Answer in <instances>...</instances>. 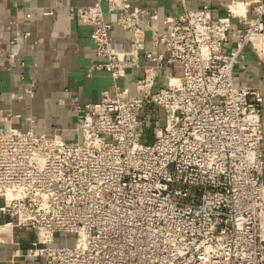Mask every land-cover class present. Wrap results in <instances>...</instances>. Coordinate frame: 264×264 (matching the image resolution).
I'll return each mask as SVG.
<instances>
[{
  "label": "built area",
  "instance_id": "obj_1",
  "mask_svg": "<svg viewBox=\"0 0 264 264\" xmlns=\"http://www.w3.org/2000/svg\"><path fill=\"white\" fill-rule=\"evenodd\" d=\"M104 1L132 34V50L141 51L146 11ZM226 11L216 19L207 6L166 15L153 44L181 76L168 75L167 86L154 90L157 73L146 68L130 96L116 81L136 58L113 47L99 5L72 10L92 26L112 91L85 105L79 141L0 127V218L35 232L33 257L43 264H264V93L237 85L233 74L247 45L264 63V0L232 1ZM234 18L245 26L225 52ZM157 19L152 13L147 21Z\"/></svg>",
  "mask_w": 264,
  "mask_h": 264
},
{
  "label": "crops",
  "instance_id": "obj_2",
  "mask_svg": "<svg viewBox=\"0 0 264 264\" xmlns=\"http://www.w3.org/2000/svg\"><path fill=\"white\" fill-rule=\"evenodd\" d=\"M242 0H128L131 8L146 11L141 28L144 48L132 50V34L116 24L118 12L108 10L102 0H0V127H14L22 131L53 135L67 141H79L78 121L87 104L100 101L104 91H112L113 80L103 67L106 59L96 55L92 26L72 13L76 7L99 5L106 22L112 24L109 36L113 47L125 51L135 66L116 83L127 88L130 96L136 94L135 85L144 69L156 71L154 90L166 87L168 75L181 76L177 65H166V52L153 44L154 34L166 29L163 19L168 14L179 13L184 7L191 10L207 6L216 19L226 15L227 5ZM152 13L155 21H147ZM251 16L249 12L247 14ZM149 24L150 27H147ZM245 26L238 18L232 19L228 39L223 44L225 52L237 46L236 31ZM15 39L19 43H15ZM162 56L161 60L148 58ZM234 82L264 93V63L251 45H247L234 68ZM152 130L145 140L151 139ZM0 264H43L39 257L29 252L36 234L32 230L11 227L7 218H0ZM55 240L67 241L64 235Z\"/></svg>",
  "mask_w": 264,
  "mask_h": 264
},
{
  "label": "rangeland",
  "instance_id": "obj_3",
  "mask_svg": "<svg viewBox=\"0 0 264 264\" xmlns=\"http://www.w3.org/2000/svg\"><path fill=\"white\" fill-rule=\"evenodd\" d=\"M151 133H152L151 136H153V130L151 131ZM73 241H74V237H73V235H68V236H67V244L71 245V244L73 243ZM62 244H63V243H62Z\"/></svg>",
  "mask_w": 264,
  "mask_h": 264
}]
</instances>
